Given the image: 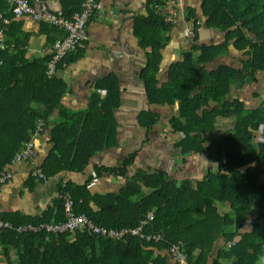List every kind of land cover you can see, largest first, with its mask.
<instances>
[{
    "label": "trees",
    "instance_id": "16d2710c",
    "mask_svg": "<svg viewBox=\"0 0 264 264\" xmlns=\"http://www.w3.org/2000/svg\"><path fill=\"white\" fill-rule=\"evenodd\" d=\"M200 1L203 25L195 17L194 38L181 51V58L168 66L167 80L162 83L157 71L172 23L166 22L161 11L155 9L159 3L152 5L149 15L137 22L136 32L152 48L141 72L148 104L177 106L178 115L172 116L169 123L172 132L181 135L175 144L182 162L186 163L189 156L206 154L216 166L208 167L199 178L179 182L161 169H138L129 176L135 151L117 167L94 169L98 176L107 172L127 178L117 193H92L87 187L91 178L81 185L67 181L59 184L54 205L41 215H1L13 224L62 220L64 193L68 192L74 211L84 213L96 225L135 227L151 213L153 219L144 232L162 233L164 240H120L81 230L74 235L3 231L0 264H168V248L172 245L179 246L190 264H264V96L255 91L264 81V0ZM0 4V12L9 11L5 0H0ZM81 5L82 2L74 12ZM74 12L65 14L70 17ZM9 15L16 18L10 11L5 16ZM189 17L194 18L193 12ZM35 22L47 34L59 31L65 35L63 29L49 22ZM3 25L0 19V28ZM201 26L222 34L219 42H197ZM7 36L6 47L0 52V174L29 140L38 118L48 120L47 114H40L30 104L44 101L48 107L57 105L64 90L56 75H45L50 53L33 62L25 59L29 69L38 64L39 69L10 78L6 85L3 74L13 65L5 51L7 41L18 40L15 45L20 44L22 53L29 34L18 30L12 37ZM106 81L107 84L100 81L97 85L105 93L94 92L86 110L71 112L59 107L58 121L51 131L54 147L38 165L45 176H55L64 169L81 171L95 153L117 144L113 112L119 90L115 75ZM235 85L244 91L248 88L258 102L249 104L247 98L233 95ZM14 87L24 93L19 106L5 101L4 95ZM3 115L13 117L3 119ZM160 117L158 112L144 110L138 123L153 129ZM220 122L222 126L227 124L221 130ZM218 205L224 206L225 211L219 210ZM10 250L15 251L14 256Z\"/></svg>",
    "mask_w": 264,
    "mask_h": 264
},
{
    "label": "crops",
    "instance_id": "0c3cea01",
    "mask_svg": "<svg viewBox=\"0 0 264 264\" xmlns=\"http://www.w3.org/2000/svg\"><path fill=\"white\" fill-rule=\"evenodd\" d=\"M40 1L44 2L51 11H61L66 16L65 11L68 14L74 12L84 0ZM154 4L161 8L162 14L176 18L166 34L169 41L161 50V61L157 71L160 83L167 80L168 66L181 58V51L190 46L194 38L192 28L195 17L200 25H203L204 18L199 10L201 1L101 0L102 8L98 15L92 17L87 23L85 47L69 54L57 68L56 78L64 87L57 105L51 104L48 107L44 101L30 104L37 112L48 116L47 121L38 118L44 122L45 128L36 141V154L33 160L36 165H40L44 162L49 150L54 147L51 131L58 121L59 107L71 112L86 110L90 100L94 98V92L105 93L97 88L98 83L101 81L107 84L106 78L112 74L116 76L119 90L118 105L113 112L116 120L117 144L95 153L83 170L64 169L55 176H46V180L31 179L29 161L13 166V178L0 185V216L6 212H17L32 217L41 215L48 207L54 205L59 193V184L67 181L81 185L91 178L87 187L92 193H117L125 186L127 178L107 172L98 176L94 169L96 166L117 167L126 156L135 151L137 154L134 162L128 168L129 176L138 169H161L170 179L177 182L186 178H199L202 175L199 171H195V165H201L198 159L196 164H191L189 161L178 162L180 154L175 143L181 135L173 133L169 123L172 116L178 115L176 104H148L141 72L146 63L147 54L152 48L150 45H145V41L138 36L136 25L138 21L149 15V9ZM190 12H193L194 18L189 17ZM0 13L7 20V24L2 27L5 30L4 42L7 32H10L11 37L18 30L29 34L27 45L24 46L25 49H22L24 53L20 52V44L15 45L18 40L7 41L5 50L9 54L7 58L14 65L9 66L3 74V82L7 85L10 78L21 74H32V71L39 69V64L29 69L24 60L33 62V60L44 58L50 53L52 42L65 35L63 36L59 31H49L50 34H47L41 31L40 24L30 18L13 19L10 15V17L5 16L9 14V11ZM220 39V33L213 28L201 26L198 30L197 42H219ZM4 96L7 103L19 106L24 93L20 88L14 87ZM148 109L160 113L161 116L153 129H146L138 123L140 113ZM9 117L13 116H1L3 119H10ZM189 157L194 158L198 155ZM10 254L14 256L15 251L10 250ZM168 264H175V262L170 258Z\"/></svg>",
    "mask_w": 264,
    "mask_h": 264
},
{
    "label": "built area",
    "instance_id": "2783aa9c",
    "mask_svg": "<svg viewBox=\"0 0 264 264\" xmlns=\"http://www.w3.org/2000/svg\"><path fill=\"white\" fill-rule=\"evenodd\" d=\"M9 5V11L14 17H29L32 20L41 22H49L52 25L61 28L65 31V36L57 39L51 46L50 58L46 63L45 75L51 78L56 75L59 62L70 52L83 49L87 39L86 28L89 20L98 15L101 10V0H84L78 12H75L71 17L64 16L61 11H51L44 2L35 0L30 3L29 0H5ZM159 12L161 8L158 5L154 6ZM166 22L175 23L174 17L163 14ZM0 19L4 24H7L6 18L0 13ZM5 43L3 41V29L0 28V52L4 49ZM2 60L0 59V64ZM45 128L42 120H37L34 131L29 140L25 142L24 146L15 153L6 170L0 174V185L7 183L14 176L13 166L20 165L29 161L31 169L29 174L38 180H46L47 177L42 172L41 168L35 164L33 158L36 154V141L40 138V134ZM65 183V182H64ZM63 183V184H64ZM63 216L64 219L51 222L39 223H23L13 224L8 220H4L0 216V232L12 231L17 234L29 233H70L74 235L77 231H87L93 235H99L106 238L126 240L131 237H137L146 242L159 243L164 240L162 233H146L145 226L153 219V214L149 213L146 218L141 220L135 227L111 228L96 225L88 216L83 213L74 211V202L70 193L65 192L63 198ZM170 257L175 264H190L184 255L180 252L179 246L172 245L168 248Z\"/></svg>",
    "mask_w": 264,
    "mask_h": 264
},
{
    "label": "rangeland",
    "instance_id": "374dc122",
    "mask_svg": "<svg viewBox=\"0 0 264 264\" xmlns=\"http://www.w3.org/2000/svg\"><path fill=\"white\" fill-rule=\"evenodd\" d=\"M221 36H222V34H221ZM233 54H234V52H233ZM232 54V55H233ZM239 56V55H238ZM238 62V60H236V63ZM247 82H248V84H251L250 83V80L249 79H247ZM257 89H255V91H257V93L260 95L261 94V96L263 97L264 96V81L262 80V82H261V84L260 85H257V87H256ZM245 89H246V87H245ZM247 90L248 91H244V90H241V89H238V87H237V85H235L234 86V91H233V95H235V94H238L239 96H241V97H243V99L244 98H247V103H249V104H255V103H257L258 102V100H257V98H255V97H253L252 96V93L249 91V89L247 88ZM253 98H252V97ZM226 122V121H225ZM227 125V124H226ZM226 125H224V126H222V123L220 122V124H219V127H220V130L222 129V127H225ZM197 159H198V161H199V164H201L200 166H197V165H195V171H199L200 172V174H202V175H204L205 174V172H206V169L208 168V167H215L216 166V163L215 162H211V160H209V159H207V157H206V154H203V155H200V156H198V157H194V158H188V161L191 163V164H196V162H197ZM187 161V162H188ZM178 162L180 163H182V157H181V155H179V157H178ZM219 206V205H218ZM227 208V207H226ZM219 210H221V211H225V207L224 206H219ZM227 210V209H226Z\"/></svg>",
    "mask_w": 264,
    "mask_h": 264
}]
</instances>
